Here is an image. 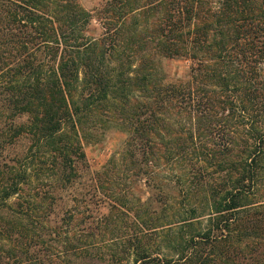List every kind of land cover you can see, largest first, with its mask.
<instances>
[{
  "label": "trees",
  "instance_id": "16d2710c",
  "mask_svg": "<svg viewBox=\"0 0 264 264\" xmlns=\"http://www.w3.org/2000/svg\"><path fill=\"white\" fill-rule=\"evenodd\" d=\"M262 63L264 0H0L5 137L28 143L1 188L0 264H264ZM109 129L124 154L90 171L82 140ZM105 207L139 232L108 247Z\"/></svg>",
  "mask_w": 264,
  "mask_h": 264
},
{
  "label": "rangeland",
  "instance_id": "374dc122",
  "mask_svg": "<svg viewBox=\"0 0 264 264\" xmlns=\"http://www.w3.org/2000/svg\"><path fill=\"white\" fill-rule=\"evenodd\" d=\"M105 1L106 0H78L79 4L86 10H92ZM88 33L94 37H98L101 33L99 23L93 21L89 27ZM155 65L160 75L167 80L186 79L190 74L191 62L186 58L159 56L155 59ZM260 71L261 75L264 77V63L260 65ZM12 113L16 114V112L13 111ZM11 116L14 115H10L8 110L3 107L0 100V195L1 188L6 181L8 168L14 165L17 158H20L28 145L27 141L22 138H18L13 142H6L5 131L11 123L8 119ZM12 119L15 123L25 120L24 117H15ZM126 138L127 135L124 132L117 129H109L104 132L101 138L96 140L94 138L82 140V149L85 153L89 170L99 171L111 157H116L118 159L121 158L124 154ZM161 162L162 161H160V163ZM133 179H131L128 184L131 187L132 193L141 200L147 199L149 195L148 189L141 177H133ZM45 184L46 183L43 184V187H45ZM108 210V207L101 210L100 213L102 215L103 223L98 225V229L96 230L97 233L104 237L103 239H105V241L103 243H106L108 247L114 243L118 244L126 240L127 237L139 232L140 229L134 223L129 212L122 208L117 210L114 209L110 212ZM60 216L61 213L60 210H58V214L55 217L59 218ZM77 219L79 220V218ZM49 224L54 225L53 222H50ZM53 228L54 226L49 227V229ZM1 229L0 226V240L1 238L4 240V236L1 235ZM144 235L148 238L151 237L150 232L145 233ZM45 248L46 246H37L36 249H38V253H42Z\"/></svg>",
  "mask_w": 264,
  "mask_h": 264
}]
</instances>
